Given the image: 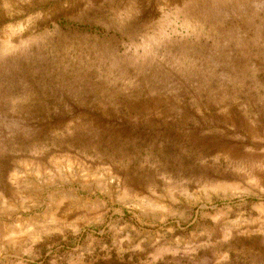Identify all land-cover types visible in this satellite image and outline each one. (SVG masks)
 <instances>
[{
  "label": "rangeland",
  "instance_id": "rangeland-1",
  "mask_svg": "<svg viewBox=\"0 0 264 264\" xmlns=\"http://www.w3.org/2000/svg\"><path fill=\"white\" fill-rule=\"evenodd\" d=\"M0 264H264V0H0Z\"/></svg>",
  "mask_w": 264,
  "mask_h": 264
}]
</instances>
